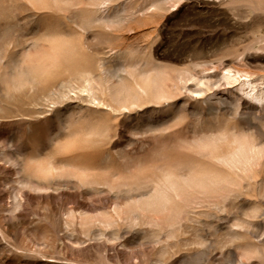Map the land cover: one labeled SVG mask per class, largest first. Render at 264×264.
I'll use <instances>...</instances> for the list:
<instances>
[{"label": "rangeland", "instance_id": "1", "mask_svg": "<svg viewBox=\"0 0 264 264\" xmlns=\"http://www.w3.org/2000/svg\"><path fill=\"white\" fill-rule=\"evenodd\" d=\"M228 69L264 87V0H0V264H264V167L220 208L149 207L162 150L186 161L179 143L228 124L264 148V117L222 103ZM105 116L108 135L83 143ZM137 161L149 172L116 180Z\"/></svg>", "mask_w": 264, "mask_h": 264}, {"label": "bare ground", "instance_id": "2", "mask_svg": "<svg viewBox=\"0 0 264 264\" xmlns=\"http://www.w3.org/2000/svg\"><path fill=\"white\" fill-rule=\"evenodd\" d=\"M46 1L32 0V3L34 5H44ZM47 40L50 41L54 51V56L49 61L53 64H59L62 53L70 48V44L57 35ZM239 73H234L228 69L227 73L223 75L222 78L226 81V85L232 86L235 91H232L231 87L224 88L223 92L225 91L231 97L233 96L234 101L228 99L227 102L222 101V103L233 104L236 114L240 111H245L240 114L241 118L239 120L241 121H245L247 116L248 118H263L264 87H261L262 85L257 80L252 79L251 75L238 76ZM87 82L89 83L90 81L87 80ZM164 89L162 88L154 94L158 99L168 100L170 93H167ZM242 95H245L250 101L246 100L241 104ZM116 102L119 110L124 107L129 108L130 105L139 106V101L137 100L127 101L125 98L117 97ZM111 109L114 110L113 108ZM228 112L226 111L223 114L228 115ZM185 119L186 117H181L178 124H181ZM111 121L112 118L109 116L93 117L92 121L88 122L90 123V128L82 131L77 129L80 132L78 134L82 133L81 135L86 137L84 141L82 140L83 143L91 145L96 140L94 137H106L111 130ZM68 124L74 125L76 121L69 117L67 118ZM57 129L58 131L64 129L62 123H58ZM235 129L236 127L229 124L216 131L211 128L205 133L196 134L192 141L185 140L179 143V147L187 151L186 153L183 152L188 156L186 161L172 162L171 154H167L165 150H162L160 156L155 160L156 165L153 166L160 171L161 179L156 185V195L149 207L158 211L160 209L157 207L161 201L172 204L178 200L190 202L202 198L207 201L210 209H217L234 192H237V188L245 183L248 186H256L263 172L264 148L259 147L252 136L242 133L238 129L235 131ZM76 134L74 133V135ZM78 139L75 137L69 139L65 144L66 149L77 147L80 142ZM128 166L120 171L119 179L116 180H123L127 177L136 180L141 174L149 172V166L142 161H137ZM186 170H188V173H185ZM92 171L93 168L91 167L83 168V170H79V175L84 180H96L99 174L96 175ZM105 177L111 180L115 177V172L110 171ZM258 213L259 209H255L254 217ZM118 217H121V211L116 207L114 213L110 217L106 216L105 219L111 221V219Z\"/></svg>", "mask_w": 264, "mask_h": 264}]
</instances>
